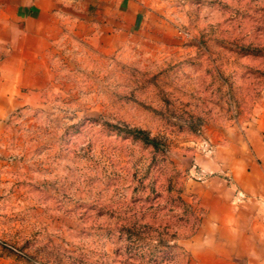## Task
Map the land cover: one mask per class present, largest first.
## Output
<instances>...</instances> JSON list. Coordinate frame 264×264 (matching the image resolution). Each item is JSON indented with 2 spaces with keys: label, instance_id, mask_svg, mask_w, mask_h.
<instances>
[{
  "label": "rangeland",
  "instance_id": "1",
  "mask_svg": "<svg viewBox=\"0 0 264 264\" xmlns=\"http://www.w3.org/2000/svg\"><path fill=\"white\" fill-rule=\"evenodd\" d=\"M84 10H0V264H264V0Z\"/></svg>",
  "mask_w": 264,
  "mask_h": 264
},
{
  "label": "crops",
  "instance_id": "2",
  "mask_svg": "<svg viewBox=\"0 0 264 264\" xmlns=\"http://www.w3.org/2000/svg\"><path fill=\"white\" fill-rule=\"evenodd\" d=\"M112 0H0V10L3 19L14 20H45L55 21L59 19H74V20H92L94 17L85 16L83 13L88 5L104 3L108 4ZM74 9L73 12L67 9ZM40 27V26H39ZM250 178L256 179V184L253 188L245 186L244 190L250 196L260 198V212L262 219L258 225L264 229V159H260L258 164H254L248 172ZM250 236H255L254 232L250 231ZM260 241L264 242V233L256 236ZM264 258L262 259V263Z\"/></svg>",
  "mask_w": 264,
  "mask_h": 264
},
{
  "label": "trees",
  "instance_id": "3",
  "mask_svg": "<svg viewBox=\"0 0 264 264\" xmlns=\"http://www.w3.org/2000/svg\"><path fill=\"white\" fill-rule=\"evenodd\" d=\"M138 132H141V131H138ZM142 138H143V140H145L146 142H149V143L155 144L154 139H151V138H149L148 136L142 135Z\"/></svg>",
  "mask_w": 264,
  "mask_h": 264
}]
</instances>
